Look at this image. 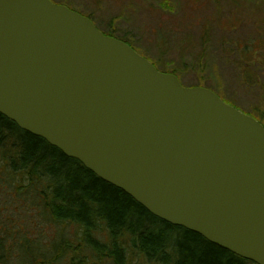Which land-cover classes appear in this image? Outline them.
<instances>
[{
	"label": "water",
	"instance_id": "1",
	"mask_svg": "<svg viewBox=\"0 0 264 264\" xmlns=\"http://www.w3.org/2000/svg\"><path fill=\"white\" fill-rule=\"evenodd\" d=\"M0 112L157 217L264 264V125L87 15L0 0Z\"/></svg>",
	"mask_w": 264,
	"mask_h": 264
},
{
	"label": "trees",
	"instance_id": "2",
	"mask_svg": "<svg viewBox=\"0 0 264 264\" xmlns=\"http://www.w3.org/2000/svg\"><path fill=\"white\" fill-rule=\"evenodd\" d=\"M245 73L240 83L258 86ZM0 264L257 262L157 217L0 112Z\"/></svg>",
	"mask_w": 264,
	"mask_h": 264
},
{
	"label": "rangeland",
	"instance_id": "3",
	"mask_svg": "<svg viewBox=\"0 0 264 264\" xmlns=\"http://www.w3.org/2000/svg\"><path fill=\"white\" fill-rule=\"evenodd\" d=\"M55 1L89 15L161 70L176 73L185 86L213 88L242 111L262 117L264 0ZM245 72L257 76L258 86L240 83Z\"/></svg>",
	"mask_w": 264,
	"mask_h": 264
}]
</instances>
